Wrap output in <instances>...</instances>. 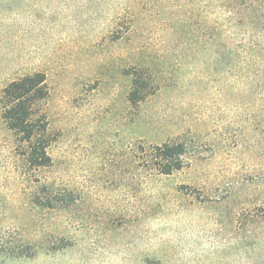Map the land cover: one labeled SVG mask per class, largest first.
<instances>
[{
  "label": "rangeland",
  "instance_id": "1",
  "mask_svg": "<svg viewBox=\"0 0 264 264\" xmlns=\"http://www.w3.org/2000/svg\"><path fill=\"white\" fill-rule=\"evenodd\" d=\"M223 13L0 0V95L44 74L49 142L33 166L0 105V264H264V56H222ZM134 71L154 92L131 105ZM168 142L184 166L158 175L142 152Z\"/></svg>",
  "mask_w": 264,
  "mask_h": 264
},
{
  "label": "trees",
  "instance_id": "2",
  "mask_svg": "<svg viewBox=\"0 0 264 264\" xmlns=\"http://www.w3.org/2000/svg\"><path fill=\"white\" fill-rule=\"evenodd\" d=\"M226 20L217 26V49L222 56H264V23L251 20L256 11L264 14L260 0H219ZM263 2V1H262ZM253 19V18H252ZM128 101L136 105L154 92L149 75L134 71ZM48 96L46 78L42 73L24 76L10 82L1 92L2 119L7 128L28 144L29 160L33 166L49 163L46 149L47 122L41 103ZM143 161L150 163L158 175L168 176L184 166L186 146L168 142L143 149Z\"/></svg>",
  "mask_w": 264,
  "mask_h": 264
}]
</instances>
